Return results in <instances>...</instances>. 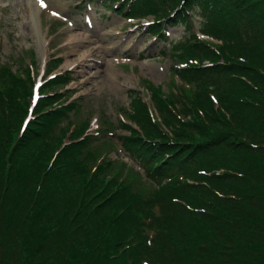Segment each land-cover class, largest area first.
<instances>
[{
  "label": "trees",
  "instance_id": "obj_1",
  "mask_svg": "<svg viewBox=\"0 0 264 264\" xmlns=\"http://www.w3.org/2000/svg\"><path fill=\"white\" fill-rule=\"evenodd\" d=\"M114 3L130 17L152 16L158 40L164 23L188 30L172 61L199 63L173 72L205 83V103L196 100L173 132L123 137L145 176L164 181L144 196L97 172L86 179L78 143L47 157L52 130L76 102L51 108L58 93L39 96L20 131L28 101L19 99L32 80L0 68V264H264V0H104V8ZM193 10L196 30L218 43L197 37ZM67 73L45 87L68 83Z\"/></svg>",
  "mask_w": 264,
  "mask_h": 264
},
{
  "label": "rangeland",
  "instance_id": "obj_2",
  "mask_svg": "<svg viewBox=\"0 0 264 264\" xmlns=\"http://www.w3.org/2000/svg\"><path fill=\"white\" fill-rule=\"evenodd\" d=\"M20 2L0 0V68L10 66L16 76L32 80L27 83L26 95L30 94L19 99L21 104L28 101L19 130L35 115L33 100L58 93L51 108L72 101L76 104L52 130L48 139L53 137L54 143L46 156L78 143L76 154L89 171L86 179L88 173L97 172L101 179L129 184L144 196L157 192L164 181L147 178L141 163L121 143L132 130L152 136L173 132L192 119L196 100L200 105L205 103L198 92L207 88L205 83L198 85L173 72V64L185 67L199 63L194 58L187 63L172 61L173 44L183 43L188 30L180 23L166 25V40L154 39L147 34L151 16L129 18L105 9L104 0H42L44 7L33 0V13ZM192 13V29L197 32L198 13ZM197 37L218 43L199 33ZM65 73L70 77L66 84L39 85ZM25 91L26 85L20 95ZM157 97L165 101L166 108ZM210 97L217 108L215 98ZM146 113L151 125L145 124ZM85 123V129L77 134L76 127ZM70 185L75 186L72 181Z\"/></svg>",
  "mask_w": 264,
  "mask_h": 264
},
{
  "label": "bare ground",
  "instance_id": "obj_3",
  "mask_svg": "<svg viewBox=\"0 0 264 264\" xmlns=\"http://www.w3.org/2000/svg\"><path fill=\"white\" fill-rule=\"evenodd\" d=\"M19 2H20V0H19ZM21 2L23 3L25 9H28L29 11L31 9L32 13L35 11L34 6H33V0H21ZM38 6H39V4H38ZM38 6H37V8H39ZM32 10H34V11H32Z\"/></svg>",
  "mask_w": 264,
  "mask_h": 264
},
{
  "label": "snow or ice",
  "instance_id": "obj_4",
  "mask_svg": "<svg viewBox=\"0 0 264 264\" xmlns=\"http://www.w3.org/2000/svg\"><path fill=\"white\" fill-rule=\"evenodd\" d=\"M41 6L44 7L45 5L43 4L42 0H41Z\"/></svg>",
  "mask_w": 264,
  "mask_h": 264
}]
</instances>
